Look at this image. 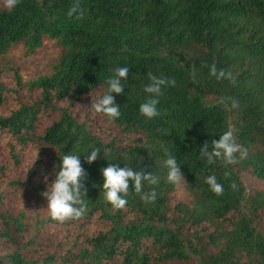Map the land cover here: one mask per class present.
I'll return each instance as SVG.
<instances>
[{
    "label": "trees",
    "instance_id": "16d2710c",
    "mask_svg": "<svg viewBox=\"0 0 264 264\" xmlns=\"http://www.w3.org/2000/svg\"><path fill=\"white\" fill-rule=\"evenodd\" d=\"M73 3L0 5V105L12 101L0 113V204L7 194L13 202L0 213V264H264V0H79L81 20L67 16ZM44 40L57 55L48 73L25 81L6 56L20 45L29 58ZM205 63L236 83L218 81ZM118 66L129 75L124 93H113L121 115L110 121L89 106ZM148 73L176 81L152 119L139 113ZM43 115L50 119L40 126ZM229 125L248 156L207 164L200 149ZM96 147L100 157L86 163ZM165 148L180 164L179 185L167 181ZM69 152L88 174L87 211L58 222L43 193ZM110 163L156 176L143 187L155 190V202L130 187L124 209L107 203L101 169ZM207 175L223 195L210 191ZM246 178L261 189L246 188Z\"/></svg>",
    "mask_w": 264,
    "mask_h": 264
},
{
    "label": "clouds",
    "instance_id": "9594fccd",
    "mask_svg": "<svg viewBox=\"0 0 264 264\" xmlns=\"http://www.w3.org/2000/svg\"><path fill=\"white\" fill-rule=\"evenodd\" d=\"M20 0H0V5L8 10L14 9ZM69 18L81 20L84 18V11L80 6L79 0H74L73 5L67 12ZM209 69V74L219 80H228L233 85L236 83V77L231 71L218 69L215 64L202 65ZM129 75L128 67H116L111 77L104 80V92L95 100H91L90 110L95 114L106 116L110 121L120 117V106L115 102L113 93L120 95L124 93V81H127ZM149 83L144 86V92L147 94L144 102L139 106L141 116L152 119L160 115L157 105L159 98L164 94V89L175 87L174 78L154 75L148 73ZM218 103L228 107L229 103L232 109L239 107V101L231 97H221ZM159 131V130H158ZM234 128L229 125L228 129L219 136L218 140L211 141V148L206 141L200 149L199 156L206 160L207 164L212 165L219 161L225 167L240 163L248 156L247 149L236 142ZM210 149V150H209ZM100 148H92L89 154L85 156V162L91 164L100 157ZM165 156L164 167L167 169V181L173 185H179L183 179L180 170V164L177 158L172 155L167 148L164 149ZM81 155L64 154L60 163L56 166L55 178L48 185V190L43 195L48 200L47 211L51 219L58 222H65L70 219H80L87 211L86 192L87 189L83 183L87 179V173L82 167ZM58 169V170H57ZM103 176L104 199L111 204L114 209H124L128 204L127 197L130 195V187L134 193L140 196V199L148 203H154L156 192L153 189L150 192H144V183L149 185L158 184V178L152 173H146L143 170H135L132 167L124 165L120 167L118 163H110L108 167L101 169ZM230 176L229 172L224 173V178ZM205 183L210 191L215 195L224 194V187L217 181L215 175H207ZM232 190H237V185L233 181L230 184Z\"/></svg>",
    "mask_w": 264,
    "mask_h": 264
},
{
    "label": "rangeland",
    "instance_id": "374dc122",
    "mask_svg": "<svg viewBox=\"0 0 264 264\" xmlns=\"http://www.w3.org/2000/svg\"><path fill=\"white\" fill-rule=\"evenodd\" d=\"M22 47L20 45L14 46L8 52L6 58L8 61H11L19 68L20 76L23 80L27 81L41 74L48 73L47 68L50 65L51 61L55 59L57 55L58 48L54 45L52 41L44 40L41 48H39L36 53L29 58H22ZM34 95L33 92H31ZM210 97L209 99H211ZM12 101H6L2 105H0V113L5 112L10 107ZM50 119L49 115H43L41 118L39 125L47 124V121ZM6 158V150L0 149V159ZM247 184V187H250L254 190L261 189L262 185L259 182H254L250 178H246L244 180ZM1 203V202H0ZM3 204H0V213L5 210L13 209V202L11 200L10 195H5V199ZM7 209H6V208Z\"/></svg>",
    "mask_w": 264,
    "mask_h": 264
}]
</instances>
